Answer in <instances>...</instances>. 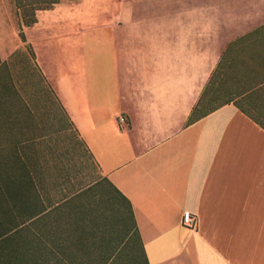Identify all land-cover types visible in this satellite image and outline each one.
<instances>
[{
    "label": "crops",
    "instance_id": "obj_1",
    "mask_svg": "<svg viewBox=\"0 0 264 264\" xmlns=\"http://www.w3.org/2000/svg\"><path fill=\"white\" fill-rule=\"evenodd\" d=\"M2 1V168L75 191L50 205L40 195L34 218L102 181L131 206L141 263L107 247L99 264H264V0L146 18L56 3L29 24ZM223 71L230 96L195 116Z\"/></svg>",
    "mask_w": 264,
    "mask_h": 264
},
{
    "label": "rangeland",
    "instance_id": "obj_2",
    "mask_svg": "<svg viewBox=\"0 0 264 264\" xmlns=\"http://www.w3.org/2000/svg\"><path fill=\"white\" fill-rule=\"evenodd\" d=\"M35 1L37 0H11V5L17 8L16 17L19 24H29L33 21L36 13L33 6ZM193 2L194 0H59L58 5H80L90 12L95 10L104 12L118 7L134 8L139 13L135 17L146 18L150 15L146 13L152 8L191 7ZM0 5L8 4L0 0ZM92 18L91 22L97 21L96 15ZM225 76L226 72L223 71L215 76L213 82L211 80V84L203 93L195 116L207 112L230 96L233 80ZM4 172L0 160V181L5 179L8 181L15 176L22 179L21 181H26V175H10ZM32 177L36 178L38 190L31 189L30 184L19 182L25 187L22 189L25 201L13 205L8 197H1L0 194V221L4 218L3 214L6 215L5 218L15 217L13 218L15 221L1 223L8 233L1 244L0 252L6 253L7 257L9 253H17L18 258L25 262L23 264H99L107 257L102 250L112 247L115 258L124 259L126 253L136 251V256L131 255L129 258L135 257L141 263L138 254L139 240L128 205L107 183L102 185L101 181L95 185L98 189L79 192L73 196L74 198L63 202L60 209L54 208L33 222L26 221V217L34 210L35 200L39 201L40 195L42 200L50 205L75 191L57 190L56 184L59 181L57 176ZM66 179L67 176L60 178L62 182ZM73 201L79 207H73ZM82 211L84 213L90 211L91 214L86 216L83 213L85 217L83 220ZM110 234L112 235L109 237ZM134 261L131 263L137 264V261Z\"/></svg>",
    "mask_w": 264,
    "mask_h": 264
},
{
    "label": "trees",
    "instance_id": "obj_3",
    "mask_svg": "<svg viewBox=\"0 0 264 264\" xmlns=\"http://www.w3.org/2000/svg\"><path fill=\"white\" fill-rule=\"evenodd\" d=\"M59 0H37L34 2L33 6H35V9H48L54 6V4L58 3ZM202 99V98H201ZM2 174V173H1ZM8 174V173H6ZM4 175V174H3ZM12 175V174H10ZM15 175V174H13ZM26 181H21L22 179H19L17 176L15 177H11L9 178V180L7 181L6 179L3 181H0V194L1 197H8L9 198V202L12 203L13 205H16L17 202L21 203L23 201H25V195L22 191V189H25V187L22 186L21 183L19 182H23V183H27L28 185H31V189H33V177L30 175H26ZM124 198V197H123ZM125 199V198H124ZM130 214L132 216V212H131V206L129 204V202L125 199ZM37 214H35L34 210H32L31 212H29L28 217H26V221H33L35 220V216ZM2 220L0 221V249L1 244L4 243L6 237H7V233L8 231L5 230L4 225L2 227L1 223L4 224L3 222H10V221H15L13 220V218L15 217H11V218H5L6 215L3 214ZM13 258V259H12ZM25 263L24 261L20 260L18 258L17 253H9V256H6V253L4 252H0V264H23Z\"/></svg>",
    "mask_w": 264,
    "mask_h": 264
},
{
    "label": "built area",
    "instance_id": "obj_4",
    "mask_svg": "<svg viewBox=\"0 0 264 264\" xmlns=\"http://www.w3.org/2000/svg\"><path fill=\"white\" fill-rule=\"evenodd\" d=\"M181 223L189 228H194L196 223L194 215L187 210L183 211L181 216Z\"/></svg>",
    "mask_w": 264,
    "mask_h": 264
}]
</instances>
